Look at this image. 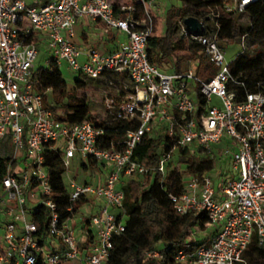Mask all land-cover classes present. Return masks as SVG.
<instances>
[{
    "label": "built area",
    "instance_id": "built-area-1",
    "mask_svg": "<svg viewBox=\"0 0 264 264\" xmlns=\"http://www.w3.org/2000/svg\"><path fill=\"white\" fill-rule=\"evenodd\" d=\"M153 1L50 0L29 6L25 0H0V264H106L114 237L125 228L122 186L152 172L165 179L171 168L186 171L182 190L169 194L175 213L206 217L203 227L194 226L189 238L177 245V262L245 264L243 254L254 232L264 247V82L246 81L231 72L235 57L246 50L245 34L230 60L218 39L223 12H242L258 0H224L221 10L198 18L203 24L200 35L190 32L182 19L178 35L186 39L188 57L180 71L169 61L158 66L148 59L147 41L155 30ZM81 17L101 21L105 31H122L126 39L108 54L91 50L80 61L82 52L72 37ZM39 35L47 65L65 62L84 79L116 81L117 91L127 93L123 98L118 93L117 99L106 95L104 108L113 120L136 118L137 127L105 146L103 124L63 119L50 90L38 91L33 78ZM192 42L216 67L207 80L195 72ZM189 82L195 84L196 100ZM159 130L167 142L156 165L134 161L133 150L143 136ZM221 139L227 141L224 153L231 166L220 169L216 187L210 172L197 173L194 160L210 155L209 148ZM181 150L193 160L187 166L175 160ZM52 155L65 168L64 216L46 165ZM73 159L82 178L78 169H68ZM91 168L104 172V178ZM77 214L80 226L75 229ZM89 232L90 239L82 238ZM198 232H209L210 238L199 242ZM142 257L161 258L162 250L143 251Z\"/></svg>",
    "mask_w": 264,
    "mask_h": 264
},
{
    "label": "trees",
    "instance_id": "trees-1",
    "mask_svg": "<svg viewBox=\"0 0 264 264\" xmlns=\"http://www.w3.org/2000/svg\"><path fill=\"white\" fill-rule=\"evenodd\" d=\"M117 1V0H115ZM181 6H169L165 9L164 27L161 34H153L147 41V54L151 63L163 66L171 62L172 69L180 71L188 57L187 42L178 35L179 22L189 15L204 19L210 10H221L224 0H180ZM138 10L141 9L139 4ZM246 14V18L242 16ZM221 30L219 41L227 44L235 43L242 34L246 42L252 44L264 43V1H254L246 6L244 11L236 13H222L218 19ZM208 30H212L210 26ZM190 56L197 60L196 74L204 80L209 79L216 71V67L201 51L196 42L190 44ZM231 72L235 77L250 82H264V53L247 54L246 50L238 54L232 65ZM33 78L37 81L36 88L43 92L50 90L51 100L64 111L63 119L77 122L83 119L93 120L89 106L76 92H68L60 68L53 62L47 67L34 69ZM102 79L76 80V86L87 83L100 84ZM112 119V118H111ZM138 120H111L105 124L104 142L107 146L111 141L120 139L128 129L137 127ZM167 142V136L161 130L153 136H143L142 142L133 150L132 159L147 166H154L158 161L161 148ZM187 166L192 163L186 157L185 150H181L175 159ZM4 159H0L3 163ZM195 170L199 175L210 172L215 166L210 155H202L194 161ZM46 165L50 171V181L54 189L58 209L64 214L66 205V188L61 173L65 170L59 157H47ZM186 171L171 168L165 179L159 173L136 175L123 186L125 211L124 231L113 239V248L106 264H184L175 259L177 245L184 243L190 231L196 225L203 227L206 217L203 213L189 212L177 215L170 200V193L182 190V176ZM163 180V181H162ZM36 223L42 227L41 217L38 215ZM162 250V257L150 258L143 261V251ZM243 258L245 264H264V247L258 245L256 232L252 234ZM34 264H39L37 260ZM64 264H76L68 262Z\"/></svg>",
    "mask_w": 264,
    "mask_h": 264
},
{
    "label": "rangeland",
    "instance_id": "rangeland-1",
    "mask_svg": "<svg viewBox=\"0 0 264 264\" xmlns=\"http://www.w3.org/2000/svg\"><path fill=\"white\" fill-rule=\"evenodd\" d=\"M171 5L175 7H180L181 2L180 0H154L152 2V6L150 7V9L155 17L154 34L162 33L164 27L163 23H164L165 9ZM242 17L246 18V14H244ZM219 44L224 50L226 60L232 59L235 53H237L241 49L240 44H238V40L232 44H227L226 41H219ZM256 52L264 53V43L252 44L250 41L246 42V53L252 55ZM47 58H48V54L46 53L44 43L37 45V56L34 61L35 69H37L38 67H47L48 66L46 62ZM59 68L61 75L67 84L66 90L71 93L76 92L78 97L83 98L86 101L87 105L89 106L90 114L93 116L92 121L103 125L109 123V121H111L112 119L108 116L104 108L105 96L109 95L112 96L113 99H117L119 98L118 97V93H119L120 96L123 98V96H125L127 92L125 90H122V88H121V92H118L117 89L120 88V86L116 81H113V83H109L108 80H103V79L100 84L87 83L82 85L81 87L76 86L75 81L80 78L81 79L84 78L78 75L76 71L68 69L65 62H61ZM188 88L190 90L191 97L194 100H196L197 96L195 93V84L193 82H189ZM212 102L216 103L217 99L213 98ZM226 143L227 141L225 139H221L219 143L213 144L209 148L210 156L212 155L215 164L214 169H216L213 171L214 174H216L218 170L220 171V169L223 168L229 169V167L231 166L230 156L224 153V144ZM68 169L70 173L78 169L75 159L71 161V164L68 167ZM78 170H79L80 178H82L83 173L82 174L80 173L81 171L80 168ZM91 172L94 173L93 168H91ZM87 178L91 179V177H87ZM83 210H85V212H89L88 207H83ZM79 216H80L79 214L76 215L77 224L75 225V229H78V227L80 226L78 225ZM123 220H125V216L123 217ZM209 238H210L209 232H198L195 234V240L199 242H205Z\"/></svg>",
    "mask_w": 264,
    "mask_h": 264
},
{
    "label": "crops",
    "instance_id": "crops-1",
    "mask_svg": "<svg viewBox=\"0 0 264 264\" xmlns=\"http://www.w3.org/2000/svg\"><path fill=\"white\" fill-rule=\"evenodd\" d=\"M50 0H25L27 5L34 6L39 5L42 2H46ZM74 35L72 37V41L79 47L82 54L79 57L80 61H84L87 59V54L91 50H97L102 54H108L114 51L118 45L126 39V35L124 32L109 29L108 31L104 30L103 23L98 20H92L89 17H81L77 20L76 24L73 27ZM38 45L42 43V37L39 35L38 37ZM81 81H88L89 79H79ZM50 97V95H49ZM51 99V98H50ZM226 144H224L225 146ZM228 169V168H227ZM216 169H213V171ZM213 171H210V174L213 177L214 184L217 187L220 180V171L218 170L216 174ZM218 173V174H217ZM97 174L100 179L104 178V172L93 173ZM218 175V176H216ZM79 225V224H78ZM88 230V229H86ZM88 236L91 238V234L83 235L82 238Z\"/></svg>",
    "mask_w": 264,
    "mask_h": 264
},
{
    "label": "water",
    "instance_id": "water-1",
    "mask_svg": "<svg viewBox=\"0 0 264 264\" xmlns=\"http://www.w3.org/2000/svg\"><path fill=\"white\" fill-rule=\"evenodd\" d=\"M183 24L190 32L194 33L195 35H200L202 33V22L193 15L185 17L183 19Z\"/></svg>",
    "mask_w": 264,
    "mask_h": 264
}]
</instances>
